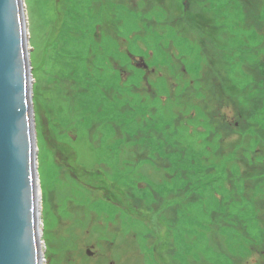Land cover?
Segmentation results:
<instances>
[{
  "label": "rangeland",
  "instance_id": "1",
  "mask_svg": "<svg viewBox=\"0 0 264 264\" xmlns=\"http://www.w3.org/2000/svg\"><path fill=\"white\" fill-rule=\"evenodd\" d=\"M23 6L43 263L264 264V0Z\"/></svg>",
  "mask_w": 264,
  "mask_h": 264
},
{
  "label": "water",
  "instance_id": "2",
  "mask_svg": "<svg viewBox=\"0 0 264 264\" xmlns=\"http://www.w3.org/2000/svg\"><path fill=\"white\" fill-rule=\"evenodd\" d=\"M36 156L23 0H0V264H42Z\"/></svg>",
  "mask_w": 264,
  "mask_h": 264
},
{
  "label": "flooded vegetation",
  "instance_id": "3",
  "mask_svg": "<svg viewBox=\"0 0 264 264\" xmlns=\"http://www.w3.org/2000/svg\"><path fill=\"white\" fill-rule=\"evenodd\" d=\"M133 58V57H132ZM135 60V59H134ZM118 245H121V244H116V243H111L109 245V248H108V252H107V255L103 258H101L99 264H121V262L119 261L118 258H114L113 254L114 252L111 251V249L113 247H118ZM86 255L87 256H92V252L91 251H87L86 252ZM132 255L131 253H128L127 254V257H126V260H128L129 256ZM125 260V259H124ZM71 261V260H70ZM42 264L43 263V256H42Z\"/></svg>",
  "mask_w": 264,
  "mask_h": 264
}]
</instances>
